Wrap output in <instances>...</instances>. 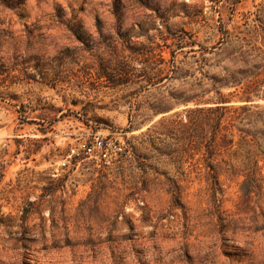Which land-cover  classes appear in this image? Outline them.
I'll return each instance as SVG.
<instances>
[{"label": "rangeland", "instance_id": "obj_1", "mask_svg": "<svg viewBox=\"0 0 264 264\" xmlns=\"http://www.w3.org/2000/svg\"><path fill=\"white\" fill-rule=\"evenodd\" d=\"M5 1L0 264H264V122L196 111L264 107V0Z\"/></svg>", "mask_w": 264, "mask_h": 264}, {"label": "trees", "instance_id": "obj_2", "mask_svg": "<svg viewBox=\"0 0 264 264\" xmlns=\"http://www.w3.org/2000/svg\"><path fill=\"white\" fill-rule=\"evenodd\" d=\"M5 3L13 9H24L23 0H16L9 3L5 1ZM2 42L3 39L0 36V47ZM196 111L207 115L206 120L212 130V144H221L222 146H229V148H232L235 145L234 128H236L242 135L241 139L246 140L250 136L255 138L259 132L258 128L250 127H253L258 120L264 122L262 117L264 115V107L254 104L239 106L217 105L215 107L196 108ZM221 131H226L227 133H224L221 137H219V133ZM219 138L221 139L220 143L217 142Z\"/></svg>", "mask_w": 264, "mask_h": 264}, {"label": "built area", "instance_id": "obj_3", "mask_svg": "<svg viewBox=\"0 0 264 264\" xmlns=\"http://www.w3.org/2000/svg\"><path fill=\"white\" fill-rule=\"evenodd\" d=\"M121 150L120 143L104 135H96L92 139H84L79 144L77 156L85 155L92 159L96 166L109 165L115 161Z\"/></svg>", "mask_w": 264, "mask_h": 264}, {"label": "water", "instance_id": "obj_4", "mask_svg": "<svg viewBox=\"0 0 264 264\" xmlns=\"http://www.w3.org/2000/svg\"><path fill=\"white\" fill-rule=\"evenodd\" d=\"M243 104H252L251 101H245Z\"/></svg>", "mask_w": 264, "mask_h": 264}]
</instances>
